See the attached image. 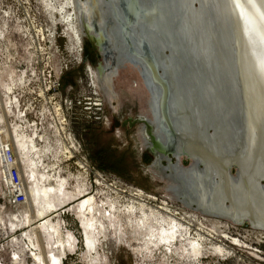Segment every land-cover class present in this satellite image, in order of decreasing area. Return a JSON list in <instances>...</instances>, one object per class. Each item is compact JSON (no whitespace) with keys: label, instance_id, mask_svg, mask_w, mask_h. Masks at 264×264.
Masks as SVG:
<instances>
[{"label":"rangeland","instance_id":"obj_1","mask_svg":"<svg viewBox=\"0 0 264 264\" xmlns=\"http://www.w3.org/2000/svg\"><path fill=\"white\" fill-rule=\"evenodd\" d=\"M63 3L67 1L51 0L59 9ZM62 16L43 0H0V264H45L44 257L49 264H264L263 231L189 208L180 202L185 190L154 164L155 155L145 149L143 125L135 122L152 117L151 95L140 68L125 65L108 84L101 82L99 60L93 52L90 61L85 59L82 31L80 37L70 32ZM33 142L37 148L30 153ZM7 148L25 178L22 203L14 200L7 182ZM181 161L186 167L191 164L186 158ZM34 176L42 179L40 185ZM103 180L108 185L100 186ZM81 185L92 189L104 210L90 227L96 242L92 252L85 251L86 230L71 210L79 202L73 203L70 197L77 196L70 195L79 194ZM48 186L61 192L52 197L56 207L47 214L59 234L46 225L40 235L38 226L45 217L39 212L47 207L37 196ZM120 186L142 190L151 198L148 202L166 205L178 217L181 210L196 214L193 237L199 231L208 236L203 254L191 248L189 255L185 243L161 248L147 244L150 238L139 232L140 218L129 215L125 204L117 205L119 213L106 204L110 197L102 192L110 195Z\"/></svg>","mask_w":264,"mask_h":264},{"label":"water","instance_id":"obj_2","mask_svg":"<svg viewBox=\"0 0 264 264\" xmlns=\"http://www.w3.org/2000/svg\"><path fill=\"white\" fill-rule=\"evenodd\" d=\"M146 1L149 6L145 4ZM184 1L102 0V10L109 9L111 17L104 29L94 18L93 30H89L91 33L93 31L94 36L89 37L94 39L101 54L98 71L101 77H115L125 65L142 70L144 84L154 100L155 122L153 124L143 118L135 122L150 123V150L156 157L154 164L158 161L165 173L179 185V190H185L186 194L180 195L181 203L205 215L226 219L237 225L248 224L253 229L264 231L263 212L251 200L253 195L263 198L260 192L264 191V73L260 66V46L255 33L259 16L256 12L242 14L241 9L230 3V0L210 1L209 12L199 21L201 26L196 32V20H185L186 10L182 8ZM191 1L190 12L195 13L198 4L195 0ZM155 5L161 11L152 9ZM171 6L174 11H170ZM156 20H161V30L155 29L153 23ZM173 22L174 28L170 26ZM206 27L214 29L217 41L228 39V45L219 47L216 41L212 46H218L230 62L226 78L221 81L226 90L225 107L235 111L238 117L233 122L237 127L230 123L227 131L236 133V136L243 133L245 138L243 143H239L241 145L234 141V148L228 145L229 149L237 148L240 151V158H229L226 162L189 146L185 140L181 131L187 130L190 125L194 127L191 121L184 120L185 114H181L178 109L185 102L181 91L186 86L178 81V75L171 77L167 69L174 51L178 56L175 63L178 67L180 65V73L192 72L191 76L200 78L196 72L199 67L193 64L192 54L198 48L197 35L203 40ZM111 28L115 31L112 32ZM84 32L85 37H88L87 27H84ZM168 32L169 37L166 35ZM157 39L162 43L161 49L157 47ZM191 43L195 44V48L191 47ZM179 51L182 58L188 59V66L184 59L181 60ZM236 77L241 80V85L234 88L230 82L232 84L231 80ZM200 82L204 86L206 76L200 78ZM182 158L190 160L191 164L184 166ZM250 182L255 184L254 190ZM239 183L241 188L238 189H242V193L237 197L233 187H239Z\"/></svg>","mask_w":264,"mask_h":264},{"label":"bare ground","instance_id":"obj_3","mask_svg":"<svg viewBox=\"0 0 264 264\" xmlns=\"http://www.w3.org/2000/svg\"><path fill=\"white\" fill-rule=\"evenodd\" d=\"M66 1L67 3L61 4L60 9L59 7L52 6L51 0H43V3L46 4L48 7H50L53 11L63 15L62 17L64 18L65 26H67L68 30L72 32L73 34H76L77 36L80 37L81 30L79 27V18H78L77 11H79L80 13L87 14V21H88L87 25L90 27L91 30H93L92 29L93 27L90 26L92 22V18L90 14H88L89 13L88 11H90V7H91L89 2L91 0H86L84 4H82L83 3L82 0H78L79 5H78L77 0H66ZM92 1H93V4L97 2L98 6L99 5L101 6L102 0H92ZM195 1L198 4L195 13L190 12L191 2H192L191 0H185L184 3L182 4V8L186 10L185 20H189V21L196 20V23L198 24V26H196V32H197V30L201 26L199 21L204 19V15L207 12H209L208 7H209L210 1L213 2L214 0H195ZM145 4L147 6L150 5L147 1L145 2ZM70 6L74 8V12L70 10ZM158 8L159 7H157L156 5L152 6V9L154 10H157ZM170 11H174L173 7H172V10ZM93 13H95L96 15L97 22H99V24H101V27H103L104 29L107 25V21L111 17V14H110L111 11L109 9H106V10L104 9L102 10L100 14L99 9H95ZM223 15L225 14L223 13ZM161 16L162 15L160 14L159 16L160 19H161ZM156 19H157V15H156ZM205 19L207 20V18ZM160 21L159 20L154 21L153 25L155 26V29L158 28L161 30V28L163 27V24ZM170 26L174 28V22L171 23ZM111 29L113 32L114 29L113 28ZM169 32L168 34H166L168 37H169ZM213 32H214V29L206 27L205 32H204L205 37L203 40H200L199 35H197L198 38H196V40L199 41V44H197L196 46L198 48H197V51L193 52L194 54H192L193 64L196 65V67H199V69H197L196 71L197 74L200 76L201 79L204 76H206L207 82L206 84H203L204 86L201 85L200 78L197 79L191 76L192 72L185 71L184 74L187 72L186 75L180 73L179 71L180 65L178 67V65H176L177 62L175 63V61L177 60L176 57L178 56L177 54L174 53V51L172 53L173 58L170 61V65L168 64L167 69L169 73L171 74V77H175L176 75H178L177 76L178 81L182 83V86L184 85L186 86V87H182L183 89L181 91V94L183 96L182 98L184 99L185 102L183 101L184 102L183 105L181 106V108H178V109L180 110L181 114L182 113L185 114L183 115L184 120H187L188 122L191 121L194 127L190 125L189 128L185 130L186 132L181 131L182 134L184 135L185 140H187V142L189 143V146L201 149L206 154L210 153L216 158H219V160H221L222 162H226L229 158H232V159L240 158L239 156L240 151L237 148L234 150H231L228 148V145L230 144V146H233L231 148H234L235 146L233 143L234 141L238 144L241 142L243 143L245 138L243 139V133L236 136V133L235 134L229 133L227 131L228 125L230 123L235 122V120L238 117V115L236 116L235 111H233L232 109L227 110L225 107L226 101L224 97H225L226 90L223 87V82L221 81V79L226 78L225 77L226 71H227V68L230 62H229L228 57L222 55V52H220L219 47L225 46L226 44L228 45V41H227L228 39L222 38L221 40L217 41V38H215ZM170 33L172 35V32ZM216 41L219 42L218 43L219 47L215 45L212 46L213 45L212 43ZM160 43H161L160 40L157 39V47L159 49H161V45H162V43L161 44ZM193 43H191L190 45L191 47L195 48L194 46L195 44L192 45ZM184 51L186 50L184 49ZM184 53L187 54V52H184ZM174 54L176 56H174ZM181 54L182 53H180V55ZM180 57L182 61L184 59L185 64L188 66L187 64L188 59L185 60V58H182V55ZM184 62H182V64ZM140 71L142 75V70L140 69ZM99 77H100L101 82H105L107 84L109 83V80L111 78L108 76L101 77V74ZM207 78H211V80ZM231 81H233V83L231 84L230 82V85L233 86L234 88H236L237 85L239 86L241 85V80L239 79V77L233 78ZM194 85H196L195 88L193 87ZM185 94L186 96H184ZM151 101H152V105H150V111H151L152 117L149 118L148 120L154 124L155 119L153 115L154 113L153 112V105H154L153 98ZM218 102H220V104ZM144 120L146 121V119ZM142 124L144 128V129L142 128V134L148 141L147 147L145 148L147 150L148 148H150V145H151V142L149 140L151 138V133H152L151 125H149L150 123L149 124L142 123ZM233 124L234 126H236L235 123ZM36 148L37 146L33 142L32 147L29 146V152L33 153V151ZM16 161L19 164V160H16ZM31 166L36 167L35 162L32 161ZM32 172L35 173L34 169ZM33 178H34L33 182H37L40 185V183L42 182V179L36 178L35 176L32 177V179ZM24 180L25 178L21 177L22 184L24 183ZM262 180H263L262 183L264 184V177L262 178ZM7 182L8 183L10 182L9 175L7 176ZM103 182L104 184L100 182L101 183L100 186L108 185V183L105 182L104 180ZM250 187H252V189L254 190L255 184L253 182H250ZM238 188H241L240 183H239V187L237 186L233 187V192L237 197L241 196L240 194L242 193L241 191L242 189H238ZM26 189L27 191H30L28 187ZM79 190H80L79 194H76V191H75L74 195H70V196L76 195L77 199H73L69 196L70 200H72V202L74 201L73 203L79 202L77 205H74L73 209L71 210L75 211L78 217L82 219L84 229L86 230V233L88 236L87 237L88 248H86L84 245V249L85 251L89 250L92 252L94 247L96 249V242L95 240L91 239L90 231L95 226L94 222L95 220H97L98 214H100L101 210L102 211L104 210H103V207L98 205L99 202H98L97 197H92V193H90L92 189H90L87 185H81L79 186ZM59 193L61 192H58V190L54 189V187L52 186L44 187L39 191L37 198L39 199V201H41V204H44L47 207V211L39 212L40 218L45 217V219H43L44 223L38 226L40 235L42 234L40 229H43V227H46V225H49V228H52L54 230V234H59V230H56L57 227L54 226L52 223H50L49 217L47 216L49 210H53L54 207H56V204L51 203L52 197L54 198L55 196H58ZM102 193L104 195L107 194L106 197H110L109 199H107L108 202H106V204L112 206V209L114 210L113 212L119 213L120 210L117 205H120L121 207H123V204H125L128 209L129 215L135 218H140V221H142V226L141 225L138 226L139 232H142L140 234H143L144 232H146V236L150 238L148 239L147 244L156 245L157 247L161 248L164 245L172 244L175 242H179V243H176L170 246L171 247L175 245L178 246L181 243H185L184 246L188 254L190 253V251H192V249L194 250V253L203 254V248L205 247V244L208 241L207 239L208 236L204 232L199 231L198 238L193 237L194 233L192 234V231L194 229V223L198 222L199 220L196 214L187 213V212L185 213V211L181 210L180 212L182 213V217H178L179 214L173 213L170 210V208H168V206L166 205H163L161 207L154 206L153 204L148 202L147 200L151 198L145 192L139 189L120 186V187L114 188L113 193H111L110 195H108V193H105L104 191ZM64 194H65V191H64ZM260 195L263 198H257L255 195H253V198L251 200L253 201L252 204H254L255 207L260 208V210L263 212V215H264V191L263 190H261ZM27 197H29V195L26 194L25 202L28 205H30L31 199L29 198L27 199ZM65 200L66 198H63L62 202L64 203ZM82 200L84 201L82 202ZM60 202L61 201H59V203ZM208 216H212V215H208ZM28 219H29V222H31L30 217H28ZM211 222L214 225H218L220 223V221L218 220H212ZM226 226H227V223H225L224 227L226 228ZM96 229L100 231L99 226H98V221H97ZM59 241L61 243L60 249L64 248L63 242L61 240ZM170 246L168 247L169 249L171 248ZM217 247L221 250L224 249L222 248V246H217ZM36 257L39 260H41L42 256L36 255ZM59 258L60 257L54 256L52 259L54 262H60ZM13 261L14 259H12V262ZM47 261L48 262H46L45 257H44L43 262L45 264L47 263L49 264V259Z\"/></svg>","mask_w":264,"mask_h":264},{"label":"snow or ice","instance_id":"obj_4","mask_svg":"<svg viewBox=\"0 0 264 264\" xmlns=\"http://www.w3.org/2000/svg\"><path fill=\"white\" fill-rule=\"evenodd\" d=\"M230 3L241 9L242 14L250 15L256 12L259 16V25L255 29L260 46V66L264 73V0H230Z\"/></svg>","mask_w":264,"mask_h":264},{"label":"flooded vegetation","instance_id":"obj_5","mask_svg":"<svg viewBox=\"0 0 264 264\" xmlns=\"http://www.w3.org/2000/svg\"><path fill=\"white\" fill-rule=\"evenodd\" d=\"M77 2H78V0H77ZM82 2H83L82 4H84L86 2V0H82ZM89 3H90V6L91 7H90V11H88L89 12L88 14H90V16H91V18L93 20L94 18H96L95 13H93L95 11V9H99V13L101 14L102 8H101L100 5L98 6L97 2L95 4H93V1L92 0ZM78 5H79V2H78ZM77 13H78V18H79V25H80L81 31L83 33V37L85 38L84 39V43H83L84 45L82 47L83 48L82 50H85V52L88 50L89 53L90 52H93V56L95 57L94 59L95 60L98 59L99 60V64H100V55L101 54H100L99 48L95 44L96 42L94 41V39L93 38H90L91 36H93V31H92V33L89 32V30H91V29L87 25V22H88L87 21V14L86 13H80L79 11H77ZM93 21L91 22V25H90L92 27H93ZM84 27H87V29H88V32H87L88 37L87 36L85 37ZM89 35H90V37H89ZM90 57H91V55H90ZM90 57H87V55H85V59L88 60V61H90ZM99 64L97 65V70H98ZM110 67H112V66H110ZM111 72L113 73V70ZM99 76H100V74H99ZM112 78H114V77H112ZM151 100H152V98H151ZM151 105H152V102H151ZM148 136H149V134H148Z\"/></svg>","mask_w":264,"mask_h":264},{"label":"built area","instance_id":"obj_6","mask_svg":"<svg viewBox=\"0 0 264 264\" xmlns=\"http://www.w3.org/2000/svg\"><path fill=\"white\" fill-rule=\"evenodd\" d=\"M5 162L4 164L7 165L9 168V178L11 185L14 190V200L18 203L24 202V196L21 195V190L23 188V184L21 181L20 171L18 167V163L15 159L14 152L12 149L7 148L5 151Z\"/></svg>","mask_w":264,"mask_h":264},{"label":"trees","instance_id":"obj_7","mask_svg":"<svg viewBox=\"0 0 264 264\" xmlns=\"http://www.w3.org/2000/svg\"><path fill=\"white\" fill-rule=\"evenodd\" d=\"M85 55H87V57H90V53L88 52V50L86 51Z\"/></svg>","mask_w":264,"mask_h":264}]
</instances>
